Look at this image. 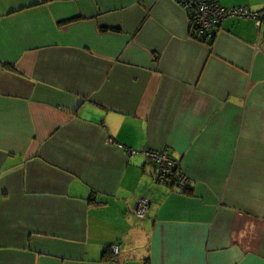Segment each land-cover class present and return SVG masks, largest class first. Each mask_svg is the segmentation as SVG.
I'll return each instance as SVG.
<instances>
[{
	"label": "crops",
	"instance_id": "1",
	"mask_svg": "<svg viewBox=\"0 0 264 264\" xmlns=\"http://www.w3.org/2000/svg\"><path fill=\"white\" fill-rule=\"evenodd\" d=\"M191 26L175 0H0V264H264V24Z\"/></svg>",
	"mask_w": 264,
	"mask_h": 264
},
{
	"label": "built area",
	"instance_id": "2",
	"mask_svg": "<svg viewBox=\"0 0 264 264\" xmlns=\"http://www.w3.org/2000/svg\"><path fill=\"white\" fill-rule=\"evenodd\" d=\"M192 17L191 31L200 40L215 36L222 22L229 17L252 18L258 27L264 24V10L253 11L247 7L226 8L219 0H175ZM150 160L157 163L159 178H167L177 172L178 183L185 188L189 183V175L182 169L180 161L166 152H147ZM150 201L146 198L136 204L135 213L140 218L146 216ZM115 255L119 254V246L112 247Z\"/></svg>",
	"mask_w": 264,
	"mask_h": 264
},
{
	"label": "trees",
	"instance_id": "3",
	"mask_svg": "<svg viewBox=\"0 0 264 264\" xmlns=\"http://www.w3.org/2000/svg\"><path fill=\"white\" fill-rule=\"evenodd\" d=\"M159 177V176H158ZM160 180L162 181H166L167 183H170V184H175V185H178L179 186V183H178V177H177V172L174 171L169 177L167 178H159ZM189 184V183H188ZM189 185H186L185 188H188ZM180 187V186H179ZM185 188H182V189H185ZM108 253V252H107ZM105 253H104V257H105Z\"/></svg>",
	"mask_w": 264,
	"mask_h": 264
},
{
	"label": "bare ground",
	"instance_id": "4",
	"mask_svg": "<svg viewBox=\"0 0 264 264\" xmlns=\"http://www.w3.org/2000/svg\"><path fill=\"white\" fill-rule=\"evenodd\" d=\"M253 11H254V10H253ZM256 12H257V11H256ZM189 15H190V13H189ZM190 17H191V15H190ZM191 22H192V17H191ZM191 36H192L193 39H195V40H197V41H199V42H203L202 40L196 38V37L193 35L192 31H191Z\"/></svg>",
	"mask_w": 264,
	"mask_h": 264
}]
</instances>
